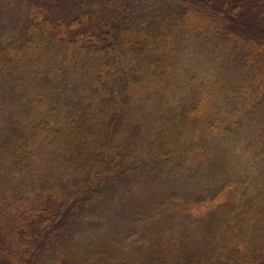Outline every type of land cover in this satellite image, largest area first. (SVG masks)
I'll return each mask as SVG.
<instances>
[{
    "label": "trees",
    "instance_id": "1",
    "mask_svg": "<svg viewBox=\"0 0 264 264\" xmlns=\"http://www.w3.org/2000/svg\"><path fill=\"white\" fill-rule=\"evenodd\" d=\"M243 1L0 0V259L264 264V0Z\"/></svg>",
    "mask_w": 264,
    "mask_h": 264
},
{
    "label": "rangeland",
    "instance_id": "2",
    "mask_svg": "<svg viewBox=\"0 0 264 264\" xmlns=\"http://www.w3.org/2000/svg\"><path fill=\"white\" fill-rule=\"evenodd\" d=\"M41 2L50 3V4H57L59 6V11L64 15V17L73 16L75 13V4L77 3V0H39ZM215 3H221L225 0H213ZM244 10L243 14L246 19L259 21V18L255 15V11L252 9V3L250 0H244ZM142 107V106H140ZM143 107L141 108V111L136 110L137 112L142 113ZM8 128H4L3 132H6ZM21 129H17V131H20ZM16 131V130H15ZM0 264H7L4 260L0 259Z\"/></svg>",
    "mask_w": 264,
    "mask_h": 264
}]
</instances>
